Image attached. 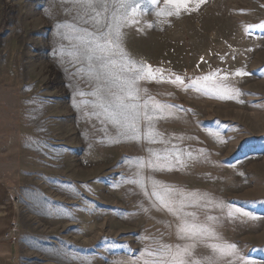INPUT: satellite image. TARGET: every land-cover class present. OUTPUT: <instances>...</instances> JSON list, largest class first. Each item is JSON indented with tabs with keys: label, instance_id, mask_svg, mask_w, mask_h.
Masks as SVG:
<instances>
[{
	"label": "rangeland",
	"instance_id": "rangeland-1",
	"mask_svg": "<svg viewBox=\"0 0 264 264\" xmlns=\"http://www.w3.org/2000/svg\"><path fill=\"white\" fill-rule=\"evenodd\" d=\"M135 3L123 48L156 76L142 100L169 106L151 141L149 122L133 140L82 103L96 81L73 26H91L72 0H0V180L21 264H143L158 243L194 244L190 264H264V0ZM153 153L170 167L149 166ZM153 181L185 200L179 215L150 197ZM183 213L215 236L181 239Z\"/></svg>",
	"mask_w": 264,
	"mask_h": 264
},
{
	"label": "snow or ice",
	"instance_id": "snow-or-ice-1",
	"mask_svg": "<svg viewBox=\"0 0 264 264\" xmlns=\"http://www.w3.org/2000/svg\"><path fill=\"white\" fill-rule=\"evenodd\" d=\"M72 2L76 8L80 9L78 19L83 24L91 26L90 28L73 26L80 33L77 36L79 44L76 46L78 52L75 55L87 62L86 74L96 81V88L91 93H78L81 96H95L96 100L82 101V103H93L113 124L123 129L122 135L133 140L141 137L138 122L141 120L149 122L148 130L143 135L145 139L153 140L154 133L151 127L153 114L162 113L169 106L161 105L152 97L142 100L138 83L143 80H155L156 76L151 66L139 64L129 57L122 44V28L130 15L138 13L139 5L135 3V0H72ZM152 2L157 3V0ZM167 3L179 6L186 4V0H167ZM204 79L208 80L211 77ZM175 82H181L180 78H177ZM113 89L116 90L113 91ZM220 95L221 98H232L227 88L220 89ZM153 155L155 160L150 161L149 166L158 167L161 170L170 167L166 163H160L159 154L153 153ZM188 155L191 156V153ZM133 182L140 183L142 188L145 187L143 180ZM176 191L174 188L153 181L150 197H154L163 208L179 215L185 200H177ZM145 195H149L147 188H145ZM187 195L194 197L192 203L198 202L195 193ZM181 196L183 197L184 193H181ZM243 214L248 215L246 212ZM229 215H232L231 211ZM187 217L192 219L189 220ZM178 234L181 239L188 240L215 236L214 230L208 224L196 222L195 213H183L181 223L178 225ZM194 247V244H185L182 247L178 244L158 243L155 248H146L141 259L143 264H190L187 258L191 257V250ZM211 247L223 254L226 251L235 250L236 245L213 243ZM195 264L200 262L196 261Z\"/></svg>",
	"mask_w": 264,
	"mask_h": 264
},
{
	"label": "crops",
	"instance_id": "crops-1",
	"mask_svg": "<svg viewBox=\"0 0 264 264\" xmlns=\"http://www.w3.org/2000/svg\"><path fill=\"white\" fill-rule=\"evenodd\" d=\"M13 216L11 196L0 180V264H21L20 247L11 234Z\"/></svg>",
	"mask_w": 264,
	"mask_h": 264
}]
</instances>
